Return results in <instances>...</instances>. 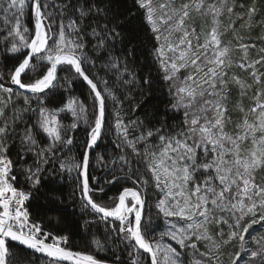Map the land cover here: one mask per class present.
<instances>
[{
    "label": "snow or ice",
    "instance_id": "snow-or-ice-1",
    "mask_svg": "<svg viewBox=\"0 0 264 264\" xmlns=\"http://www.w3.org/2000/svg\"><path fill=\"white\" fill-rule=\"evenodd\" d=\"M132 4L0 0V52L16 61L0 70V264H35V253L47 264H105L75 250L63 228L45 231L43 217L31 219L32 201L37 215L45 208L60 214L58 222L68 212L50 207L63 204L65 179L84 239L104 250L92 231L103 223L105 239L114 234L124 246L127 259L114 254L112 264H264V46L251 36L257 0ZM137 18L155 41L151 55L170 98L163 114L151 104L157 81L138 75ZM258 39L264 44V35ZM75 82L87 99L73 94ZM81 125L80 151L70 155ZM129 181L100 202L108 186ZM149 190L154 215L145 213Z\"/></svg>",
    "mask_w": 264,
    "mask_h": 264
},
{
    "label": "trees",
    "instance_id": "trees-1",
    "mask_svg": "<svg viewBox=\"0 0 264 264\" xmlns=\"http://www.w3.org/2000/svg\"><path fill=\"white\" fill-rule=\"evenodd\" d=\"M258 2V7L260 8V13L256 17V22L253 24V28L251 31V36L253 39L256 40L258 47L259 46H264V44H261L259 41V37L261 35H264V26H261L260 22L264 21V0H257ZM237 3H243L245 6L249 5L251 3V0H237ZM121 4L125 9L128 8H133L132 0H121ZM246 10V8H245ZM237 11H241V9L237 8ZM228 19L227 17L224 18V24L227 25ZM240 23L242 22H237V29L241 35H244L245 37L248 36V32L246 29H241L240 28ZM132 27L136 29V43L138 45L139 49V54H138V64H137V71L138 75L143 77L146 75L148 72H151L153 79L157 81V83L154 85V90H153V99L151 101L152 105H155L158 107L159 112L163 114L165 105L169 102V96H168V90L167 86L165 85L162 75L159 73L157 66L152 58L151 55V49L155 43V41L151 38V33L147 32L146 26L143 25V23L137 18L135 21H133ZM229 40H232V33L228 32L224 36V42L227 43ZM237 56H239V53H236ZM254 55V54H253ZM16 63L15 60L6 58L2 52H0V65L3 66L2 69L6 71L8 68H11L14 64ZM233 72H235L237 75H245L239 68H233ZM103 74V73H101ZM65 73L63 71L60 72V76L63 78ZM60 93H64V89H59ZM73 94L76 96H79L83 99H87V91H86V86L83 85L80 82H75L74 83V91ZM238 99V93L236 91H233L232 96L230 98L229 102V108L231 109ZM245 105H247V101H244ZM127 107V105H125ZM236 113H233V118L236 117ZM182 117V113L178 114V118ZM71 119L70 117L65 120V123H70ZM171 123V121H169ZM76 139H77V144L74 147V151L70 153V155H75L80 151V146H79V141L82 140L85 136L84 132V126L81 125L80 128L74 133ZM114 139V136H109L106 139H104L101 143L100 148H97L93 153V157H95L97 152H101L105 147H107L111 141ZM113 153L112 148L108 149V152L106 155H111ZM93 164H95V160H93ZM96 175H103V173L100 170H97ZM22 180L23 178H20V183H18V187H21L22 185ZM63 187L60 189V191L63 194V204H60L57 202L55 205H50V207H60V208H67L68 212L60 216V221L58 222V213L54 212H49L45 208L40 209V214L37 215L36 213V208H37V202L32 201L29 203V210L32 213L31 219L35 220L36 222H41V217H43L42 224L44 227L45 231L48 230H53L54 233L58 231L59 229L63 228V231H60V235H70V240L69 244L75 249V250H85V251H91L94 255L97 256V258L104 260L105 264H112L113 260L115 259V255H120L127 259V252L124 250V246L120 244L118 241L113 243L114 239V234L113 237H109L108 239H105V226L103 223L94 226L92 231L96 233V238L100 239L104 244L105 248L104 250H97L95 245L91 243L92 236L89 235L87 237V240L84 239V230L80 227H78V222L82 223L80 221V207H79V201L71 199L72 195V187L70 186L69 182L65 180L59 181ZM44 184H51L52 180L51 179H44L43 180ZM122 186H129L131 187V181H129L126 185L123 183L121 184H114L108 186L106 190V194L103 195V200L100 202H109L110 198L118 196L119 191L122 190ZM25 190L27 189V185H23ZM99 195V194H98ZM157 199V196L154 194L152 190H149L148 193V200L149 204L145 206V213L151 212L153 215L155 214V208L154 204ZM40 203L43 204L44 201L41 198ZM151 205V207H149ZM75 210L76 215L72 216L70 213ZM156 223L159 225L156 228L157 232L163 231L164 230V224L163 220H158ZM98 227V231H97ZM258 233H253V235H257ZM250 239V238H249ZM85 244L88 245L87 248H85ZM201 250L203 249V246H201ZM115 254V255H114ZM32 259L34 260L35 264H47V261L39 258L37 256H32Z\"/></svg>",
    "mask_w": 264,
    "mask_h": 264
},
{
    "label": "water",
    "instance_id": "water-1",
    "mask_svg": "<svg viewBox=\"0 0 264 264\" xmlns=\"http://www.w3.org/2000/svg\"><path fill=\"white\" fill-rule=\"evenodd\" d=\"M84 85V84H83ZM35 256H37V257H39V258H42V259H44V260H48V258L47 257H45V256H43L42 254H40V253H35L34 254Z\"/></svg>",
    "mask_w": 264,
    "mask_h": 264
},
{
    "label": "rangeland",
    "instance_id": "rangeland-1",
    "mask_svg": "<svg viewBox=\"0 0 264 264\" xmlns=\"http://www.w3.org/2000/svg\"><path fill=\"white\" fill-rule=\"evenodd\" d=\"M197 23L199 24V21H197Z\"/></svg>",
    "mask_w": 264,
    "mask_h": 264
}]
</instances>
